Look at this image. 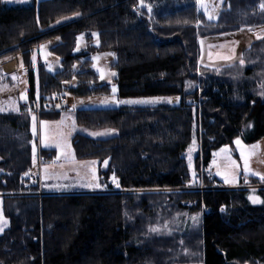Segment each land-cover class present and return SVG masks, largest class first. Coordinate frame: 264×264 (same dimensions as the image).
Returning a JSON list of instances; mask_svg holds the SVG:
<instances>
[{
    "label": "trees",
    "instance_id": "1",
    "mask_svg": "<svg viewBox=\"0 0 264 264\" xmlns=\"http://www.w3.org/2000/svg\"><path fill=\"white\" fill-rule=\"evenodd\" d=\"M262 3L226 0L217 20L208 21L195 0H31L23 6L0 0V60L21 53L28 100L37 94L43 102L64 91L108 95L111 84L119 98L179 97L170 105L74 111L78 126L115 131L105 138L75 132L70 141L75 159L98 161L100 181L115 176L119 187L108 192L38 194V183L24 176L32 165L30 115L24 105L0 112V204L8 220L0 264H264L260 178L243 176L235 188L175 190L190 180L183 152L194 133L195 170L200 158L209 161L235 137L244 143L264 137V37L243 50V64L220 68L199 64L198 43L199 37L264 26ZM82 32H95L98 44L73 53ZM61 35L70 39L61 69L50 73L39 62L35 73L33 48ZM105 52L114 55L116 75L100 83L89 56ZM72 79L75 85L62 84ZM38 156L53 160L56 150L40 147ZM206 184L217 185L215 179ZM250 186L261 204L249 203ZM186 212L200 213L195 229L161 227ZM154 227L160 231L150 232Z\"/></svg>",
    "mask_w": 264,
    "mask_h": 264
},
{
    "label": "rangeland",
    "instance_id": "2",
    "mask_svg": "<svg viewBox=\"0 0 264 264\" xmlns=\"http://www.w3.org/2000/svg\"><path fill=\"white\" fill-rule=\"evenodd\" d=\"M225 1L226 0H202L201 4L196 3V9L200 11L208 21H216L218 18L219 12L223 6V3ZM205 8L207 9V11H205ZM209 16L213 18L209 19ZM261 36H264V26H252V27L245 26L235 31H229V32L221 33L219 35L199 37L198 43H199V49H200V56H199L200 64L208 68H220L223 66L232 65L234 63H240L242 60L243 50L249 47L253 41L260 39ZM57 37L59 38L60 36L51 37L41 42L36 47H38L40 51H43L48 46L47 50H48L49 58L56 59L57 56L62 55L63 52L66 51L67 53V51L69 50V41H70L69 36H68V43L65 42V45L67 46L66 50H64L66 47H63L61 50L58 49V44L61 42V39H59L58 41L56 40V43L54 44L47 43L51 39L57 38ZM75 48H76V43L73 47V51H72L73 53L80 52L81 50H83L84 47H82L79 50H75ZM65 54H63L62 57ZM10 57H12V55L5 59H9ZM224 57H232V59H224ZM36 60H37V64L39 62H42V60H40L39 58ZM37 64H35V60H33V55H32V66H33L35 73H37ZM73 68L76 72L81 70V66L79 63L74 64ZM60 69H61V63H60ZM101 71L105 73V77H106V72L103 69L99 70V72ZM25 73L27 77V72L25 71ZM109 80L108 82H110ZM74 82L76 84L77 80L72 79L70 81L63 82L62 84L65 87H68L70 83H74ZM99 82H100V79H99ZM22 88H23L22 84L18 85L20 97L24 96ZM15 93L16 92L12 90L10 94H4L1 96L0 112L14 111V107L16 106V103H17V98H16ZM63 94L66 95L68 98V106L70 107L72 105L71 109L74 108L75 110L80 109V108L84 109V108H100V107L118 106V105L111 104V103L106 106L101 104V101L105 99H108V100L112 99V95H113L112 89L110 90V93L108 95H88V96L76 97V96L71 95L67 91H64L56 95H63ZM115 97L117 100L162 98L161 102L154 103V104H143L144 106H154V105H159V104H169L170 105V104L178 103L176 100L177 97L175 96L119 98L115 93ZM168 98H171L173 102L172 103L166 102ZM28 101L24 104V106L26 108V112L30 115L31 133H32V136H31L32 138L31 139L32 164L36 165L37 159H39V162H41V158L38 157L39 147L41 148L50 147V148L55 149L58 157L61 160L71 159L70 164H67L65 169L61 171L63 174L62 173L59 174L58 181L52 184V189L54 188H57L59 190L72 189L76 186L81 185L80 183H85V185L97 184V182H95L94 180L95 178H91V180L86 179V180L80 181L75 178L69 177L68 174L67 175L65 174V173H72V172L80 173L79 169H81L82 167H85L91 170L90 168L91 164L80 163V162H77L75 158L72 159L73 149L71 147V142H70L71 136L75 132H81L93 138H103L109 135H113L115 131H112L111 134L109 135L100 136V137H94L90 135V133L106 132L111 129L93 131V130H88L82 126H78L75 122L74 114H72L74 113L75 110L71 112V109L69 107L62 109L61 115L57 119H54V120L40 119L38 115H36V113L30 114L28 112L27 110ZM33 117H35V120H33ZM42 122H47V123H42ZM237 138H240V137H235L232 140L230 150L222 152L221 149H225V148L224 146H221V147L216 148L212 152L210 160H209V164H210L212 174L215 177V183L217 185L212 184L209 186H213V188H217L219 186L227 187V188H235V187H241L240 178L243 176H254L260 179L264 177V137L254 142H251V143H244L241 140L242 141L241 145L235 144V140ZM193 141H195L194 145H193ZM57 144L60 145L59 148L56 147ZM190 146L194 147V150L191 154H189V151H188ZM34 148H35V152L33 151ZM198 148H199V145L197 142V137L194 133L191 142L189 143V145L186 147V149L183 152V156L186 160L187 167L190 173V180L184 187L177 188L175 190L177 191H180V190H200L202 191V190L207 189L208 186L205 183V181L201 178V175H200V162L196 169L198 171V174L195 173L196 170H195V164H194V157L197 154ZM241 151H243V156L241 155ZM189 156H191V163H192L191 168L189 167ZM52 162L53 160L50 163ZM38 164L40 166V163ZM105 166H106V163L103 162L102 167H105ZM98 169H99V166H98ZM245 169H247V172L245 171ZM26 173L24 176L26 178H29L28 175L26 176ZM225 176L229 178L230 180L229 183L225 182ZM98 178H99V173H98ZM32 181L34 180H30V182ZM34 182L38 183L36 176H35ZM108 183L111 184L112 186L111 188L107 187ZM43 187L48 188L51 186H43ZM80 188H91V187H88V186L81 187L80 186ZM102 189L103 190L99 192L116 191L118 187L116 186L115 183H113L112 177H110L109 180L105 182ZM250 195H254L258 197L260 202L253 203L248 198ZM247 199L249 203L252 205H259L262 202L261 198L256 193L255 186L248 187ZM186 204L188 203H185V205ZM199 214L200 213L198 212H186L180 215L172 214L171 218L166 221L168 224V227L167 228L163 227L164 224H162L161 227L167 230L168 228H170L171 225H172V228H174V225L176 224L180 226L182 229H185L186 227H191L195 229L194 227H197L199 225V221H200ZM193 216H196L198 218L195 223L192 220ZM7 225H8V220L3 216L1 204H0V234L7 227Z\"/></svg>",
    "mask_w": 264,
    "mask_h": 264
},
{
    "label": "crops",
    "instance_id": "3",
    "mask_svg": "<svg viewBox=\"0 0 264 264\" xmlns=\"http://www.w3.org/2000/svg\"><path fill=\"white\" fill-rule=\"evenodd\" d=\"M6 5H28L31 0H2ZM41 0H36V2H39ZM264 36H261L262 38ZM61 39V42L58 44V49H62L63 47H66L64 50L67 49V46L65 45V42L68 43V35H61L59 38H53L47 43L54 44L56 43V40L58 41ZM98 36L95 32H82L76 36V48L75 50H79L82 47H85L87 44H92L96 46L98 44ZM33 60H35V64H37L36 59L42 60L43 63H45L46 70L50 73H54L60 69V60L62 58V55L66 53L63 52L62 55H58L56 59L49 58L48 55V46L46 49L43 51H40L38 47L33 48ZM63 51V50H62ZM35 58V59H34ZM89 58L92 60L93 65H95V70L98 71L99 73V79H100V69H103L106 72V77L104 80L100 79V83L103 82H108V80L111 82L115 76H110L108 73L114 72L113 70L111 71L110 66L114 62V55L111 52H105V53H98V54H93L90 55ZM95 58V59H93ZM200 64V61H199ZM201 65V64H200ZM22 71V73H21ZM26 69L23 66V58L21 56V53H15L10 57L9 59H2L0 60V98L4 94H10L12 90H14L16 93V98H17V103L16 106L14 107V111L10 112H18L19 111V106L24 105L27 101V77L25 73ZM22 84L23 86V93L24 96L20 97L19 96V89L18 85ZM75 85L74 83H70L69 86ZM68 86V87H69ZM112 86L114 84H111L110 90L112 89ZM14 87V89H13ZM116 87V85H115ZM117 89V87H116ZM117 92V91H116ZM37 95V94H36ZM38 97V96H36ZM144 106V105H127V104H120L118 106ZM114 106V107H118ZM16 108V110H15ZM70 109L72 108V105L69 107ZM100 108H110V107H100ZM81 109V108H80ZM13 110V109H12ZM75 109H71V112H73ZM4 112V111H2ZM73 114V113H72ZM39 119V118H38ZM37 119V120H38ZM101 131V130H100ZM30 133H31V123H30ZM32 136V133H31ZM111 136V135H109ZM108 137V136H107ZM105 138V137H103ZM40 148V147H39ZM50 148V147H49ZM53 149V148H50ZM74 153L72 155V159H74ZM71 159H64L61 160L57 153L56 157L53 159V162L50 164L46 165H41L39 166L38 162L39 159H37L36 165L32 164L31 170L36 174L38 185H39V194L43 193H82V192H99L102 191V187L104 184L103 182L100 181L98 178V162L95 159H84V160H77V162L80 163H88L91 164L90 169H87L85 167H82L80 170V173L77 172H72V173H65L66 175L68 174L69 177L75 178L77 180L83 181V180H91V178H95V182L100 184V187H91V188H80V186H87L85 183H80L81 185L76 186L72 189H67V190H59L57 188L52 189V184L54 182L58 181L59 179V174H61L66 165L70 164ZM63 174V173H62ZM262 180V183L264 184V180ZM93 181V180H92ZM47 185H46V184ZM43 186H51L48 188H44ZM112 187V186H111Z\"/></svg>",
    "mask_w": 264,
    "mask_h": 264
},
{
    "label": "snow or ice",
    "instance_id": "4",
    "mask_svg": "<svg viewBox=\"0 0 264 264\" xmlns=\"http://www.w3.org/2000/svg\"><path fill=\"white\" fill-rule=\"evenodd\" d=\"M196 3L197 4H201L202 3V0H196ZM261 8L264 9V3L261 4ZM205 11H207V9L205 8ZM213 17L209 16V19H212ZM35 59V58H34ZM95 59V58H93ZM224 59H232V57H224ZM241 64H243V60H241ZM93 67H95V65H93ZM108 75L110 76H115L116 73L115 72H110L108 73ZM100 79L101 80H104L105 79V73L103 71L100 72ZM189 87H191V84H189ZM117 89L115 86H113L112 88V99L111 100H108V99H105L103 101H101V104L106 106L108 104H115V105H119V104H127V105H143V104H154V103H158V102H161V99L162 98H146V99H126V100H117L116 97H115V93H116ZM177 102L179 101V97L176 98ZM168 103H172L173 101L171 100V98H168L167 101ZM75 107V106H74ZM33 120H35V117H33ZM42 123H47V122H42ZM113 130H108L106 132H96V133H90V135L94 136V137H100V136H105V135H109L111 134ZM242 141L240 138H237L235 140V144L237 145H241ZM195 144V141H193V145ZM57 148L60 147L59 144L56 145ZM194 150V147L193 146H190L188 151H189V154H191ZM33 151L35 152V148L33 149ZM222 152L224 151H227V149H221ZM241 155L243 156V151H241ZM107 164V161L105 162ZM189 167L191 168L192 167V163H191V156H189ZM245 171L247 172V169H245ZM262 179H264V177H262ZM112 181L113 183L116 184L117 187H119V184L118 182L116 181V178L115 176L112 177ZM225 182L226 183H229L230 180L227 176H225ZM247 183V180L245 181ZM88 187H100L101 185L100 184H89L87 185ZM255 191V190H253ZM253 203H257V202H260L259 201V198L254 196V195H250L248 197ZM221 211H224V208L221 207ZM197 217L196 216H193L192 217V220L193 222L195 223L197 221ZM163 227L167 228L168 227V224L167 222H165V224L163 225ZM150 232H158L160 231V228L159 227H154V228H150L149 229Z\"/></svg>",
    "mask_w": 264,
    "mask_h": 264
},
{
    "label": "built area",
    "instance_id": "5",
    "mask_svg": "<svg viewBox=\"0 0 264 264\" xmlns=\"http://www.w3.org/2000/svg\"><path fill=\"white\" fill-rule=\"evenodd\" d=\"M68 106V98L66 95H55L51 98L41 102L39 98H35L32 100H29L27 103V110L30 113H36V115H40L41 113H52V112H60L62 109L67 108ZM52 160L47 158H42L40 165L48 164ZM28 175L29 178H27L29 181L34 180L35 181V174L29 170L26 173V176ZM200 175L201 178L206 182H210L214 179V176L212 174L209 161H204L200 158ZM32 181V182H34ZM207 189L213 188V186L207 185ZM186 205H189L186 204Z\"/></svg>",
    "mask_w": 264,
    "mask_h": 264
},
{
    "label": "water",
    "instance_id": "6",
    "mask_svg": "<svg viewBox=\"0 0 264 264\" xmlns=\"http://www.w3.org/2000/svg\"><path fill=\"white\" fill-rule=\"evenodd\" d=\"M224 148H226L227 150H230V145H225Z\"/></svg>",
    "mask_w": 264,
    "mask_h": 264
}]
</instances>
